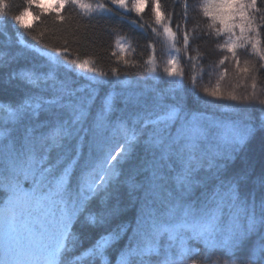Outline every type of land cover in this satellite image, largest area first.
<instances>
[{
  "label": "snow or ice",
  "instance_id": "6c2138e0",
  "mask_svg": "<svg viewBox=\"0 0 264 264\" xmlns=\"http://www.w3.org/2000/svg\"><path fill=\"white\" fill-rule=\"evenodd\" d=\"M262 5L184 0L173 28L178 13L164 12L160 0H54L47 17L41 0H23L14 13L0 0L5 25L23 26L33 11L46 31L62 34L61 44L44 48L0 45V97H9L0 99V264H209L216 251L224 258L211 264H264V137L249 152L264 133ZM66 6L76 16L61 14ZM147 7L158 28L142 22ZM129 14L140 18L127 22L142 34L163 29L166 80L152 59L133 80L117 67L109 77L91 58H70V43L88 27L77 16L119 25ZM193 40H212L224 53L209 64L215 86L202 88L211 100L197 91L204 53ZM116 45L117 60L136 67L122 60L123 37ZM181 52L191 65L190 88ZM226 65L237 76L227 93ZM71 73L86 86L74 87ZM193 100L220 115L193 112Z\"/></svg>",
  "mask_w": 264,
  "mask_h": 264
},
{
  "label": "trees",
  "instance_id": "16d2710c",
  "mask_svg": "<svg viewBox=\"0 0 264 264\" xmlns=\"http://www.w3.org/2000/svg\"><path fill=\"white\" fill-rule=\"evenodd\" d=\"M11 5V11L14 13L18 8L23 6V0H8ZM86 2H95V0H86ZM184 0H177L175 6H173L172 0H160L162 10L164 12L172 11L173 7L178 15L173 19L172 25L173 28L177 20L181 17L179 14L182 13V5ZM197 2V0H188L189 4ZM54 0H41V7L46 9L44 15L47 17L49 13L55 12V8L53 7ZM264 6V5H262ZM61 14L67 16L70 13L73 16H76V12L73 11L71 6H66L65 8L60 9ZM193 13L191 9L189 10V20H188V28L191 29L195 27L192 19ZM137 19L138 22L140 18H137L135 14H129L126 21L123 24L117 25L115 19L111 21L105 20H81L79 16H77V20L80 24L88 25L87 28H81L77 32L76 43H70L69 51L71 53L70 58H76L77 56L80 59L91 58L94 61L95 67L101 71H106L109 73V77H111L110 68L117 67L121 73V76L131 77L133 80L140 79L144 73V69L150 67L147 63L149 59H152L154 65L157 68V73L162 79H167L164 74V67L166 65L167 60L170 58V48L167 37L163 34V29H158V32L153 33L151 31V27H157L151 18V8L147 7L142 16V22L145 25H151V27H147L145 29V34H142L134 25L128 23L127 21ZM200 23L206 24L207 21L203 18H199ZM23 22V26L16 25L11 21H8L7 25H5L4 18L0 17V33H4V35H0V45H9L13 49H22L23 45L20 41H24L25 43L31 44L33 46L44 48L51 44H61L62 43V34L46 31L45 24L41 23L38 19H36L34 12L30 11L24 17L21 18ZM49 27H51L50 20L48 21ZM95 25V28L92 26ZM76 21L73 22L72 27L76 29ZM113 26L117 28V31L106 30L110 29ZM44 31V35L41 39L36 40L33 39L37 35L38 32ZM123 37V43L125 45V51L122 54V60L135 61L136 67L125 66L122 61H118L117 57L121 56L120 50L116 45V41ZM196 44L200 45V51L204 53L200 63L203 65V72L197 68L198 76H202V79L197 80V91L200 92L201 96H204L202 92L203 87L212 88L216 84L217 76L211 75L209 76V72L211 69L209 68V64L218 60L224 53L214 50L213 41L208 40L205 44L202 41L193 40L192 45ZM178 47L182 46V41L177 45ZM115 53V55H113ZM175 55L174 52L171 53ZM195 55V53H191ZM248 58L245 53L241 52V60ZM180 63L184 67L185 77L184 83L185 88H190L191 83L189 80V76L191 74V65L187 61L186 57H184L183 52H181ZM254 59V58H252ZM228 68V74L225 79L221 83V90L225 93L232 90V86L237 83V76L231 65H226ZM261 86L264 87V72L259 74ZM69 78L71 81H74V87H85L86 81L79 78L75 73L69 74ZM250 91V88L247 89ZM239 93L245 92V87H239L236 89ZM7 95L0 97V99H8ZM204 99L211 100V97L204 96ZM219 104H233L235 102L220 100L217 101ZM191 108L193 112H204L205 115L208 116H216L220 115V109H213L210 106H206L202 103H198L193 100L191 104ZM254 116H259L257 111H253ZM264 137V133H257L255 139L249 145V152H255L258 150L259 143L261 138ZM130 218V217H129ZM85 245H87V241H85ZM217 258L223 259L224 254L222 252H212L208 256L209 264H211L212 260Z\"/></svg>",
  "mask_w": 264,
  "mask_h": 264
}]
</instances>
